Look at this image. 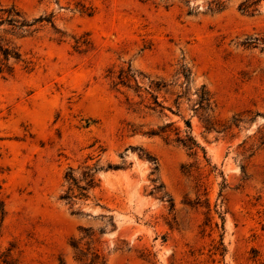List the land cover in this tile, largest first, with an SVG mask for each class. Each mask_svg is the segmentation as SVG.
Segmentation results:
<instances>
[{
    "label": "rangeland",
    "instance_id": "rangeland-1",
    "mask_svg": "<svg viewBox=\"0 0 264 264\" xmlns=\"http://www.w3.org/2000/svg\"><path fill=\"white\" fill-rule=\"evenodd\" d=\"M0 4V264H264V0Z\"/></svg>",
    "mask_w": 264,
    "mask_h": 264
},
{
    "label": "trees",
    "instance_id": "trees-1",
    "mask_svg": "<svg viewBox=\"0 0 264 264\" xmlns=\"http://www.w3.org/2000/svg\"><path fill=\"white\" fill-rule=\"evenodd\" d=\"M41 19H34L30 22H28L24 16L15 9L13 6L10 7H4L0 4V25L1 24H7L11 27V31L17 32L20 31V33L27 34L30 32V27L37 21H40ZM16 30V31H15ZM21 60V54L17 47L15 45H11L9 42H2L0 39V72L5 71L7 74H10L13 70L12 63H15L17 61ZM182 76L184 77V80L186 84L189 81L190 78V72L184 68L181 70ZM120 82L123 86L127 88H131L129 83L131 80L136 81V75L130 70L127 69L124 71V73H121L119 76ZM136 88H138L135 85ZM155 88H159L158 84L154 85ZM136 88L133 89L134 92H137ZM180 95H177L176 99L174 100L175 105H177V98ZM152 101L146 105H144L145 108L155 111L156 107H159V112H162V110L165 108L160 102L157 101L156 96H153L151 94ZM195 103L193 107V111H200L204 113L206 110L210 109V95L207 90H205L204 86H201L199 89L196 90L195 93ZM141 103V102H140ZM133 103L130 102V105ZM171 112L172 110L170 107H167ZM204 123L206 124V128H209L211 125L210 118L207 116H204L203 119ZM172 125V122H168L165 125L159 127L158 130H150L148 134L150 135H163L166 133L165 138L168 137L169 133V127ZM184 126L185 129L182 131L183 133L180 134V131L178 129H174V134L176 135L174 138V141L178 144H180L182 147L186 148L191 152V154H195L198 149L203 150V148L200 146V144L197 142L195 137L192 134L191 124L189 119L184 120ZM72 169L69 168L68 172L66 173L65 177L70 182V184H76L75 178L71 174ZM85 188L86 187H92L94 185V178L92 174L85 172ZM84 187H81V189H85ZM70 189V188H69ZM69 191L63 196L65 199H70V195L68 194ZM91 264H93V260L91 261Z\"/></svg>",
    "mask_w": 264,
    "mask_h": 264
}]
</instances>
